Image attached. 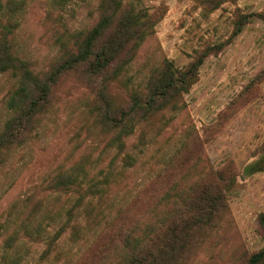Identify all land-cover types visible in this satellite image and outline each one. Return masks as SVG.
Instances as JSON below:
<instances>
[{
    "label": "rangeland",
    "instance_id": "obj_1",
    "mask_svg": "<svg viewBox=\"0 0 264 264\" xmlns=\"http://www.w3.org/2000/svg\"><path fill=\"white\" fill-rule=\"evenodd\" d=\"M21 1L13 51L36 72L60 54L57 35L64 39L69 32L85 31L96 20V0H72L53 10L49 0ZM139 5L149 12L164 6L165 11L123 75L128 87L136 89L162 58L180 68L194 50L227 39L238 13L264 10V0H220L214 9L197 0H140ZM14 84L9 73H0V128L10 114L4 101ZM109 90L116 102L124 101L121 87ZM182 101V109L165 110L136 126L117 153L89 110L91 93L75 80L61 83L29 141L12 150L0 168V264L12 253L15 264H69L93 233L72 242L65 222L83 225V208L90 203L112 214L159 178L175 153L193 158V138L201 153L197 168L226 167L235 179L226 189L221 238L199 249L189 264H239L243 255L262 247L257 216L264 213V27L259 18L251 16L219 52L204 58ZM123 154L130 156V164ZM77 163L68 187L52 185L56 175ZM189 164L185 161L182 169ZM93 184L102 190L91 194ZM27 199L29 206L39 201L43 218L40 229L29 234L21 212ZM9 235L16 238L12 247L5 241Z\"/></svg>",
    "mask_w": 264,
    "mask_h": 264
},
{
    "label": "trees",
    "instance_id": "obj_2",
    "mask_svg": "<svg viewBox=\"0 0 264 264\" xmlns=\"http://www.w3.org/2000/svg\"><path fill=\"white\" fill-rule=\"evenodd\" d=\"M70 1L49 0V8L60 9ZM139 3L140 0H96L92 26L69 32L64 39L57 35L60 54L39 72L13 51L12 34L22 1L6 0L0 4V73H9L15 82L4 101L10 114L0 128V168L12 150L29 141L61 83L75 80L91 93L89 110L100 129L109 134L108 143L120 153L124 139L136 126L151 122L165 110L176 112L183 108L182 95L197 80L204 58L219 52L251 16L259 18L264 27V10L238 13L227 39L194 50L180 68L162 58L149 70L143 86L136 89L128 87L129 78L123 80V75L165 11L164 6H158L149 12ZM197 3L214 9L220 0ZM113 85L122 88L124 101H115L109 90ZM192 145L194 159L185 156L184 151L175 153L159 178L144 185L125 205L116 206L112 214L99 204L96 207L90 203L83 208V225L66 221L64 226L70 229L68 239L72 242L93 233L87 246L69 264H189L199 249L214 245L223 234L228 211L226 189L234 183L235 174L226 167L197 168L201 153L194 138ZM121 158L128 164L132 162L128 154ZM185 161L190 164L183 170ZM78 164L56 175L52 185L68 187ZM89 189L91 194L102 190L99 184ZM21 212L25 234L40 229L43 218L39 201L29 206L27 199ZM257 220L264 239V213L258 214ZM57 234L48 241L47 249ZM5 241L12 247L16 238L9 235ZM14 258L12 253L7 263L2 258L1 264H15ZM239 264H264V244L243 255Z\"/></svg>",
    "mask_w": 264,
    "mask_h": 264
}]
</instances>
